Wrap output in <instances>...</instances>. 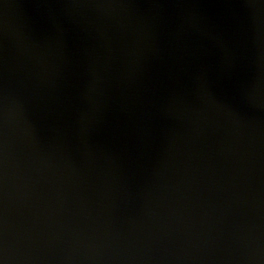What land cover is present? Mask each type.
Here are the masks:
<instances>
[{
	"label": "water",
	"instance_id": "obj_1",
	"mask_svg": "<svg viewBox=\"0 0 264 264\" xmlns=\"http://www.w3.org/2000/svg\"><path fill=\"white\" fill-rule=\"evenodd\" d=\"M0 264H264V0H0Z\"/></svg>",
	"mask_w": 264,
	"mask_h": 264
}]
</instances>
